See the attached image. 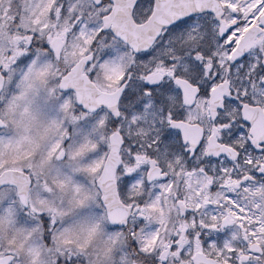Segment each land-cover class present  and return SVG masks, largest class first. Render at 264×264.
Returning a JSON list of instances; mask_svg holds the SVG:
<instances>
[{
    "label": "snow or ice",
    "instance_id": "obj_1",
    "mask_svg": "<svg viewBox=\"0 0 264 264\" xmlns=\"http://www.w3.org/2000/svg\"><path fill=\"white\" fill-rule=\"evenodd\" d=\"M0 264H264V0H0Z\"/></svg>",
    "mask_w": 264,
    "mask_h": 264
}]
</instances>
